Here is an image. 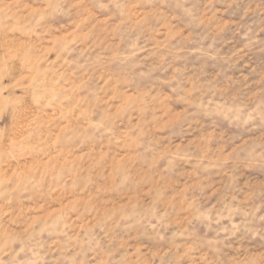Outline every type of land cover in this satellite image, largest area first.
<instances>
[{
    "label": "rangeland",
    "instance_id": "obj_1",
    "mask_svg": "<svg viewBox=\"0 0 264 264\" xmlns=\"http://www.w3.org/2000/svg\"><path fill=\"white\" fill-rule=\"evenodd\" d=\"M0 264H264V0H0Z\"/></svg>",
    "mask_w": 264,
    "mask_h": 264
}]
</instances>
